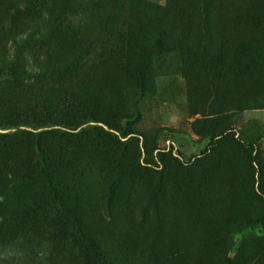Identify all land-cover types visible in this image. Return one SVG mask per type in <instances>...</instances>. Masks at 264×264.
<instances>
[{"label": "rangeland", "instance_id": "1", "mask_svg": "<svg viewBox=\"0 0 264 264\" xmlns=\"http://www.w3.org/2000/svg\"><path fill=\"white\" fill-rule=\"evenodd\" d=\"M60 1L0 0V50L27 44L5 32L22 38L54 18L69 19L82 51L119 19L155 30L136 27L121 59L96 69L94 90L81 85L115 130H76L67 186L54 179L38 210L50 233L56 217L67 232L37 233L13 204L33 186L0 183V264H264V0ZM104 56L95 48L83 64Z\"/></svg>", "mask_w": 264, "mask_h": 264}, {"label": "trees", "instance_id": "2", "mask_svg": "<svg viewBox=\"0 0 264 264\" xmlns=\"http://www.w3.org/2000/svg\"><path fill=\"white\" fill-rule=\"evenodd\" d=\"M201 1L206 3L208 0ZM60 2L64 10L75 7L69 0ZM121 21L118 20V29L112 33L98 34L95 40H89L91 42L86 44L84 51L78 45L69 19L64 17L54 18L48 29L27 33L22 38L16 32L4 33L6 39L18 38L27 44L12 54L5 48L0 50V130L13 129L0 133V174H6L0 176V183L6 181L3 188L11 183L17 191L25 182L33 186L30 191L22 192L13 204L21 207L23 222L26 218L36 217L40 224H34L33 229L37 233H50L49 226L42 225L48 219L38 210L47 206L50 194L56 195L54 179L67 186V179L62 174H72L66 168L64 158L72 159L73 156L77 162L80 157L84 131L78 133L76 130L87 123H101L115 130L109 114L99 109L98 103L81 85L86 82V86L93 88L96 69L121 59L119 53L133 43L136 27L144 28L145 33L155 30L150 23L140 25ZM95 48H102L105 56L98 64L85 66L83 61L93 59ZM68 60L76 63L69 65ZM98 138L106 144V152L118 149L116 137L102 133ZM26 157L31 158L29 164L25 163ZM55 219L50 234L63 235L68 227L58 217Z\"/></svg>", "mask_w": 264, "mask_h": 264}]
</instances>
